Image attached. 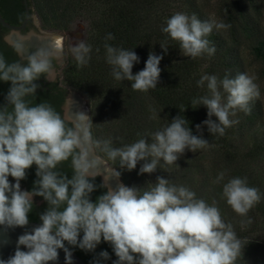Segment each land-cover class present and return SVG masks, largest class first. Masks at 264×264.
Here are the masks:
<instances>
[{
  "label": "clouds",
  "instance_id": "obj_1",
  "mask_svg": "<svg viewBox=\"0 0 264 264\" xmlns=\"http://www.w3.org/2000/svg\"><path fill=\"white\" fill-rule=\"evenodd\" d=\"M228 27L223 21H202L195 14L177 12L167 19L162 31L178 43L184 56L195 59L204 53L213 55L215 46H210L206 37L214 28ZM114 38L108 33L105 40ZM160 46L167 53L166 44ZM15 47L20 52L23 45L17 43ZM104 48L106 62L117 81H130L133 90L142 92L157 87L162 55L150 52L145 67L133 74L134 65L140 62L135 51L108 43ZM91 51L92 46L84 41L72 47L77 67L87 65ZM57 54L54 45H50L29 55L27 63L9 64L0 56V81L11 84L5 97L7 105L0 107V225L8 228L27 225L35 196L43 197L48 204L40 215L41 224L20 235L14 255L7 261L0 260V264H49L58 260L60 249L65 252L66 264H72V252L65 242L94 251L102 240L111 245L118 258L113 264H235L241 241L214 204L208 205L197 199L195 192L162 176H157L155 183H147L143 191L120 182L113 188L110 181H119L121 172L115 167L102 169L104 163L99 157L90 158L94 146L109 160H118L121 169L132 171L142 161L139 174H152L161 160L165 165L176 164L186 150L195 153L209 142L202 135H194L186 126L189 122L177 115L170 124L150 134L151 142L141 138L115 148L109 140H92L82 123L88 116L82 112L75 113L69 126L50 104L30 105L26 97L36 94L38 85L34 81L42 75L49 81L54 77L51 58ZM255 79L246 73L234 78L225 75L223 79L216 75L201 76L197 86L203 88L206 84L208 94L194 99L192 104L206 107L208 118L202 124L210 134L224 135L226 128L239 122L230 117L238 111H251L250 101L260 96ZM196 129L201 132L202 125H196ZM69 158L73 168L71 178L56 171ZM33 164L37 166L38 179L31 191L21 190L20 181ZM101 175L100 187L107 191L93 202L90 194L97 186L92 181ZM224 175L221 172L216 182L222 181ZM9 176L15 183L9 181ZM222 196L241 216H246L261 200L259 189L248 186L246 177L231 178L224 183ZM99 255L103 260L110 259L107 251Z\"/></svg>",
  "mask_w": 264,
  "mask_h": 264
},
{
  "label": "trees",
  "instance_id": "obj_2",
  "mask_svg": "<svg viewBox=\"0 0 264 264\" xmlns=\"http://www.w3.org/2000/svg\"><path fill=\"white\" fill-rule=\"evenodd\" d=\"M28 1L46 30L70 32L80 22L87 24L84 42L92 46L91 59L87 65L77 67L73 54L69 55L61 83L64 92L73 90L86 98L93 141L109 140L115 148L141 138L151 142V133L182 115L189 122L186 126L192 133L202 135L209 142L208 146L197 149L195 153L186 150L176 164L165 165L161 160L157 171L152 174H139L142 161L132 171L121 169L118 160H109L100 148L93 146L97 155L121 172L120 179L126 186L142 188L143 191L148 187L147 183H155L157 176H162L172 184L195 192L196 198L203 199L208 205L214 204L223 221L233 226L241 241V252L235 264H264V89L260 83L264 80V0ZM6 11L7 7L1 9L4 19L11 23ZM177 12L189 16L195 14L202 21H223L230 25L226 29L214 28L206 37L210 46H215L213 55L204 53L195 59L186 57L178 43L162 31L167 19ZM108 33L115 38L106 41ZM105 43L136 52L140 62L134 65L133 74L145 67L150 52L162 55L157 87L142 92L133 90L130 81H117L106 62ZM160 44H166L167 53ZM0 56L9 64L19 61L14 49L1 39ZM249 57L259 65L256 72L250 68ZM240 73L256 77L254 82L259 86L260 96L250 101V112L238 111L236 116L230 117L239 122L226 128L224 135L210 134L207 126L202 124L208 118L206 107L192 104L194 99L208 94L206 84L203 88L198 87L197 81L205 74L223 79L225 75L234 78ZM10 86V82L0 81V107L6 102ZM28 97L30 105L48 103L61 114L62 95L53 97L38 92ZM182 108H186L184 112L180 111ZM212 119L216 120L214 116ZM198 124L202 125L201 132L196 129ZM36 168L33 164L26 170L25 179L20 181L28 191L33 189L38 179ZM56 171L71 178V158L61 162ZM221 172L225 174L224 179L217 183ZM235 177H246L248 186L259 189L261 193L260 202L246 216L237 214L222 196L224 183ZM9 181L13 183L14 178L9 176ZM92 182L97 187L90 194V199L95 202L107 189L100 187L102 182L98 177ZM35 197L29 220L41 224L40 215L48 204L43 197ZM39 201L42 204H38ZM67 246L89 264L105 261L99 255L102 251H107L110 258H117L111 245L103 240L94 251Z\"/></svg>",
  "mask_w": 264,
  "mask_h": 264
},
{
  "label": "flooded vegetation",
  "instance_id": "obj_3",
  "mask_svg": "<svg viewBox=\"0 0 264 264\" xmlns=\"http://www.w3.org/2000/svg\"><path fill=\"white\" fill-rule=\"evenodd\" d=\"M3 7H7L8 9L6 13L8 17L11 19L10 24L15 25V26H20L25 22L26 10H25L23 0H0V10ZM30 9H31V19L29 20L26 27L23 30H21L19 34L13 35V39L17 41V40H21V37H26L25 40L28 42L27 46L29 49L27 51L25 50L24 51L28 55H31L33 52H35L39 48H48L50 45H54V48L56 52L58 53L57 55H54L51 58L54 77L49 81L42 75L40 79L37 81H34V83L38 85L36 93L39 92L40 94H48V95H52L53 97L56 95L63 96V100L60 103V110H61L62 117L65 118L66 112H67L66 107H67L68 102H69L68 109L69 107H72L74 110H77V107L81 106L80 99L77 95L79 93L73 90H67L66 92H64V87L62 86V83H61V79H62L61 74H62L64 67L67 64L68 57H69L65 44L63 42V40L65 39L66 32H57L58 34H62V35H59L60 37H58L60 38L59 40H62V44H61V41L58 42L56 36H54L52 33H49L46 29L42 27V24L38 17L37 18L39 20V24H36L34 20L35 13H33L31 7ZM1 26H2L0 27L1 41L5 43L8 47L14 49L15 55L21 63H27V57L25 58L21 57L15 45L9 43L6 39L7 36L11 34V30L5 28L2 24ZM32 29H34L33 32H31ZM28 98L29 97H26V99ZM68 114L71 115L73 113L69 112L68 110ZM65 120H66V123L72 126V122L68 121L67 119ZM97 177L101 181L100 176H97ZM39 202L38 204H42V201H39Z\"/></svg>",
  "mask_w": 264,
  "mask_h": 264
},
{
  "label": "water",
  "instance_id": "obj_4",
  "mask_svg": "<svg viewBox=\"0 0 264 264\" xmlns=\"http://www.w3.org/2000/svg\"><path fill=\"white\" fill-rule=\"evenodd\" d=\"M23 3L25 6V10H26V19L22 25L15 26V25L8 23L4 19V17L2 16L1 10H0V23L5 28L11 30V34L8 35L6 38L9 43H11L13 45H16L17 43H21L23 45L22 51H20L19 53H20L21 57L25 58V57L29 56L25 52L29 49L27 46L28 42L25 39L17 40V41L13 39V35L19 34L20 31L26 27L29 20L31 19V9H30V5H29V1L23 0ZM34 20H35L36 24H39L36 16H34ZM33 31H34V29H32L31 32H33ZM49 33H52L54 36H56L58 42L61 41V44H62V40H59L60 38H58V37H60L59 35H62V34H58L57 32H49ZM77 95L80 99L81 106H78L77 110H74L72 107H69V109H68V104H69V102H68L67 107H66L67 112H66L65 119H67L70 122H73L75 120V113L76 112H82L86 116L89 115L88 106H87L86 101L83 99V97L81 95H79V94H77ZM6 105H7V102H5V104L3 106H6ZM68 110H69V112L73 113V114H71L73 117L68 114ZM87 121H88V118L86 121L82 122L86 128H87ZM88 147H89V145L86 144L85 148H88ZM91 157H99L102 160V162L104 163V165H101L102 169L105 166L108 168H112V167H109L110 165L108 164L107 161H105L102 157L97 155V153L93 149V147H91V151H90V158ZM100 178H101V181L103 183V175H101ZM118 182L123 183L121 181V179H119V181H116L115 179H113L110 181V184L114 188ZM13 183H15V180L13 181ZM20 186H21V190L28 191L26 188H24V186L21 185V182H20ZM33 200L36 201L35 197H33ZM39 203H41V202H39ZM39 225H40L39 223L34 222V221H30V220H29V223L23 227L8 228L6 226L0 225V260L7 261L11 256H13L15 253L16 247H17L18 237L20 235L26 233V232H31L32 229H34L35 227H37ZM65 245H66V243H65ZM20 247H21V250L27 251V249L24 246H20ZM66 247H68V246L66 245ZM69 249L72 252V264H89V263H86L85 261H83L74 250H72L71 248H69ZM58 252H59L58 260L55 262H49V264H66L65 252L63 251V249L58 250ZM116 260H117V258H110L108 260H105V261H102L99 263H93V264H111Z\"/></svg>",
  "mask_w": 264,
  "mask_h": 264
},
{
  "label": "rangeland",
  "instance_id": "obj_5",
  "mask_svg": "<svg viewBox=\"0 0 264 264\" xmlns=\"http://www.w3.org/2000/svg\"><path fill=\"white\" fill-rule=\"evenodd\" d=\"M36 18H37V16H36ZM37 21L39 23L38 18H37ZM263 22H264V17H263ZM87 29H88L87 24L84 22H80L77 24V26L72 31L65 33V39L63 40V42L65 44L68 55L72 54V52H71L72 47H74L78 42L84 41V39L86 38V35H87ZM47 31L48 32H57V31H50V30H47ZM248 63L250 65L251 70L256 72L259 65L255 61H253L250 57L248 58ZM260 83L262 84V86H263L262 88L264 89V80H260ZM82 97L86 101L87 106H88L89 115H88V121H87V129L89 130L90 109H89V105H88L86 98L84 96H82ZM93 149H94V147H93ZM109 167H111V166H109Z\"/></svg>",
  "mask_w": 264,
  "mask_h": 264
}]
</instances>
